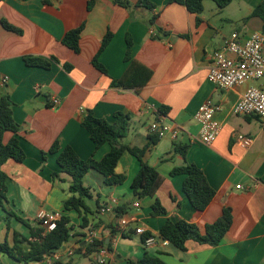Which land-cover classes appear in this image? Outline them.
<instances>
[{
  "label": "crops",
  "instance_id": "crops-1",
  "mask_svg": "<svg viewBox=\"0 0 264 264\" xmlns=\"http://www.w3.org/2000/svg\"><path fill=\"white\" fill-rule=\"evenodd\" d=\"M89 1L0 0V96L4 91L11 95L14 119L21 126L17 138L26 153L23 163L9 160L3 166L9 177L6 207L33 226L41 209L67 216L69 227L73 226L70 240L57 250L60 261L44 258L28 264H99L98 251L88 255L90 231L108 249L109 264H131L147 253L165 264H264V122L235 113L249 88L264 89V79L223 90L208 77L214 51L233 34L244 39L264 30V20L252 15L264 0H234L224 9L205 1L200 23L185 6L171 0H148L153 9L138 7L140 0H129L130 8L114 0H94L88 10ZM3 21L22 33L8 31ZM83 24L80 52L76 53L62 40ZM109 32L112 40L100 53ZM128 36L133 41L132 61L152 71L139 88L112 86V80L121 79L131 64L125 61ZM96 56L107 73L94 66ZM25 57L45 59L51 66H28ZM54 99L59 100L55 107ZM210 99L222 106L217 115L222 128L207 145L200 139L201 126L195 115ZM90 112L111 123L118 112L128 114L131 126L123 143L130 148L144 149L150 144L154 122L178 127L181 134L176 140L171 135L159 139L144 153L143 161L162 177L155 197L134 195L132 183L141 163L129 151L116 167V173L127 178L123 184L109 186L102 175L90 171L84 178L91 193L86 199L90 213L83 226L84 214L64 207L74 195L72 179L62 173L59 154L49 150L59 142L61 150L70 146L83 160L103 159L110 145L97 148L81 124ZM237 133L253 138V145L242 147L235 140ZM11 137L7 133L5 141ZM178 145L187 147L186 157L176 151ZM187 165L202 169L216 190L204 211L196 210L184 193L185 175H172L175 168ZM157 199L166 214L152 215ZM106 205H114L115 212L102 214ZM225 207L232 209L233 224L218 246L190 240L182 251L165 245L159 236L169 219L205 226L214 223ZM124 216L135 219L127 229L119 224ZM19 223L0 207V243L13 246L15 232L28 236L27 227L23 224L21 229ZM137 228L145 233L137 234ZM146 233L155 238L154 245L145 244ZM0 264L24 263L0 252Z\"/></svg>",
  "mask_w": 264,
  "mask_h": 264
},
{
  "label": "trees",
  "instance_id": "trees-1",
  "mask_svg": "<svg viewBox=\"0 0 264 264\" xmlns=\"http://www.w3.org/2000/svg\"><path fill=\"white\" fill-rule=\"evenodd\" d=\"M205 1H213L220 9L228 7L234 0H171L187 8L189 12L197 16V22H201V14L204 12ZM114 2L122 7L130 8L129 0H114ZM94 6V0H90L88 10ZM138 7L143 6L153 9L155 6L148 0H140ZM253 16L260 17L264 20V3L260 4L252 13ZM3 26L8 31L21 34L22 31L3 21ZM84 24L80 27L67 32L62 43L74 52H80V37L84 30ZM113 34L108 33L102 42L100 53L108 46L112 40ZM127 52L125 61L130 62V66L125 75L121 79H113L112 86L122 88H139L145 85L152 71L138 62L132 61L133 41L131 37H127ZM54 61H59L53 58ZM28 66L49 68L51 64L42 58L25 57ZM94 66L100 71L107 73V70L98 62V56L93 61ZM14 103L11 95L4 91L0 96V207L4 208L10 216L15 217L20 223L24 224L29 234L23 236L17 232L14 234V245L10 246L7 242L0 243V252L7 254L19 263H32L42 261L46 256L52 255L59 250L71 238L73 226L69 227L70 219L62 216L57 222L56 229L47 232L46 227L42 223L31 225L27 220L18 216L14 211H9L6 205L8 200V179L9 177L3 171L4 164L9 160L23 163L26 159V153L22 147L21 141L17 138L21 126L14 119ZM82 127L89 133L90 138L99 148L104 144H109L111 149L101 160L91 157L87 160L81 159L75 150L67 146L63 150L59 142H55L49 150V153H58L57 163L62 173H65L72 179L70 192L74 195L64 202L66 210H75L83 215V226L88 224L85 217L90 213V208L86 203L87 198H91L90 189L85 187L84 178L90 171H96L104 177V181L109 186L123 184L126 181L125 175L116 173V167L122 155L129 151L136 156L141 168L132 183L134 195L139 198L155 197L161 184L162 177L156 168L148 165L143 161L144 153L151 145L159 141L158 136L153 135L150 138V144L144 149L130 148L123 143L128 136L131 126V117L128 114L118 112L115 115V122L111 123L105 119L97 118L93 113H88L82 119ZM7 133L13 134L9 141H5ZM176 151L182 153L184 157L187 155V147L178 145ZM46 153H43L45 158ZM185 175L183 190L189 198L193 207L198 211H204L216 197V190L209 184L204 171L195 165H187L175 168L172 175ZM152 215L157 216L166 214V210L161 205L159 199L153 204ZM116 211L119 212V209ZM233 224L232 209L225 207L222 215L211 224L200 226L185 220L172 221L168 220L160 230V238L168 241L170 245L185 251L186 244L192 240L205 246H218L231 229ZM152 237L150 233L144 235V242ZM104 246L103 242L95 241L89 245L88 255H91ZM57 264H71V262H59ZM131 264H165L160 257L152 256L149 253L136 262Z\"/></svg>",
  "mask_w": 264,
  "mask_h": 264
},
{
  "label": "built area",
  "instance_id": "built-area-1",
  "mask_svg": "<svg viewBox=\"0 0 264 264\" xmlns=\"http://www.w3.org/2000/svg\"><path fill=\"white\" fill-rule=\"evenodd\" d=\"M209 80L219 89H230L235 86H241L251 80L264 79V30L253 32L247 38L242 39L239 34L235 33L225 42V44L214 51L212 55V64L209 72ZM53 107L59 104L58 99H54ZM222 111V106L213 100H207L199 108L195 115L196 120L200 123V139L204 144H212L220 134L222 124L217 115ZM235 113L239 115H252L258 117L264 122V89L260 87L249 88L242 96L241 100L235 106ZM151 132L158 136L159 139L171 135L176 140L181 130L178 127H171L163 124L161 121L154 122L151 125ZM235 140L244 148H250L254 139L241 133L235 135ZM140 204L136 203L135 207L139 208ZM102 214L115 212L114 205H106L101 209ZM61 215L55 212H48L44 209L38 211L36 220L46 227L47 232L56 229L57 222ZM135 219L128 216L121 217L119 224L123 229H127ZM137 234H144L142 228L136 229ZM97 239L95 231H90L87 236L89 244H94ZM168 245V241H163ZM147 246L155 244V238L150 237L145 241ZM99 252V264H109V251L106 247H101ZM71 253V252H70ZM61 254L54 252L46 256L50 262L60 261Z\"/></svg>",
  "mask_w": 264,
  "mask_h": 264
},
{
  "label": "rangeland",
  "instance_id": "rangeland-1",
  "mask_svg": "<svg viewBox=\"0 0 264 264\" xmlns=\"http://www.w3.org/2000/svg\"><path fill=\"white\" fill-rule=\"evenodd\" d=\"M18 226L23 229L24 225L22 223H19Z\"/></svg>",
  "mask_w": 264,
  "mask_h": 264
}]
</instances>
